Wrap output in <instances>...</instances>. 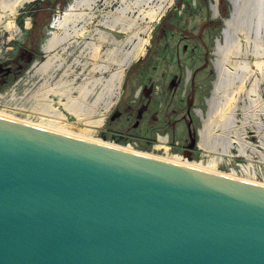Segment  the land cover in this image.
Masks as SVG:
<instances>
[{
    "label": "water",
    "instance_id": "1",
    "mask_svg": "<svg viewBox=\"0 0 264 264\" xmlns=\"http://www.w3.org/2000/svg\"><path fill=\"white\" fill-rule=\"evenodd\" d=\"M0 264H264V185L0 116Z\"/></svg>",
    "mask_w": 264,
    "mask_h": 264
},
{
    "label": "rangeland",
    "instance_id": "2",
    "mask_svg": "<svg viewBox=\"0 0 264 264\" xmlns=\"http://www.w3.org/2000/svg\"><path fill=\"white\" fill-rule=\"evenodd\" d=\"M67 1L72 3L74 0ZM24 4L30 6L32 2ZM118 4L119 0H97L89 10L93 16L85 24L86 31L82 35H77L68 44L69 53L66 54V59L70 60L71 72L67 78L72 79V84H77L90 75L106 77L115 68V65L110 64L106 70L93 71L91 66L97 58L78 53L83 42L88 40L96 42L95 29L108 30L118 40L126 37L127 32L111 29L98 21L102 12L111 11L107 9H112ZM230 8L229 0H173L157 19L149 22L147 31L138 33L147 37L143 52L136 58L130 57L125 63L112 104L106 110L99 107L91 116L92 119L101 117L99 125L79 121L70 114L62 105L65 96L49 92L47 97L50 98L52 106L64 114L62 119L70 131L79 133L80 130L88 128L87 135L97 140H104L102 138L104 137L109 139L107 141H113V138L118 136L116 143L119 145L130 144L139 150L157 155L169 154L183 161L193 160L201 166H206L208 159L213 156L216 170H223L237 177L249 176L253 180L264 181V162L260 160L257 152L264 151V148L260 144L255 126L247 124L241 126L242 111L238 106V100L233 103L241 127L238 126L245 130L244 139L252 143L256 150L253 149V152L248 150L247 157L238 152L234 140L230 142L229 154L226 155L205 151L199 145V130L202 127V119L207 117V98L215 77L214 48L216 41H221L223 20ZM54 10L57 14L56 8ZM1 13L4 14L2 18L6 22L11 20L12 23L19 24L22 20L16 13ZM129 14L134 16L138 13L129 11ZM27 19L26 17L24 20ZM137 20L139 27L147 23V18ZM48 29L46 25L39 37L35 59L42 58L39 44L44 41ZM21 32L23 33V30H14L13 33L16 34L12 40L13 44H18L23 37L19 36ZM108 35L111 37L110 33ZM109 46L111 44H101L99 53ZM128 46L129 44H125L123 48L128 49ZM16 52L15 49L10 50L7 47L0 54V59ZM74 57L78 58L77 63L72 62ZM246 58L250 62L254 60L251 55ZM61 72L62 70L54 77L52 75L50 81L57 78ZM256 74L259 75L255 72L254 75ZM20 75L16 78L7 77L5 85L0 89V114L11 119L37 123L41 115L28 109L26 95L37 87L42 77L29 66ZM252 77L253 75L249 80ZM249 80L245 88L249 87ZM259 93L264 96V83L259 85ZM69 94L77 95V91L72 89ZM93 95H88L87 99L90 100ZM239 97L246 99L247 96L240 93ZM259 116L264 121V116L261 114ZM187 126L190 127L193 137L192 147H189L192 158H188L183 152L191 143ZM230 136L233 137V134ZM144 141L148 142V147Z\"/></svg>",
    "mask_w": 264,
    "mask_h": 264
},
{
    "label": "bare ground",
    "instance_id": "3",
    "mask_svg": "<svg viewBox=\"0 0 264 264\" xmlns=\"http://www.w3.org/2000/svg\"><path fill=\"white\" fill-rule=\"evenodd\" d=\"M29 1L31 0H0L1 12L13 14L17 6ZM96 1L74 0L69 3L63 16L56 23L59 31H54L51 34L44 45V49L51 50L56 46L69 44L77 35H82L86 31L85 24L93 16V13L89 10ZM119 2L120 4L114 10L102 12L98 21L111 29L127 32L126 37L123 40H115L109 37V33L95 29L94 39L96 42L91 40L83 42L78 53L79 55H90L97 58L91 66L93 71L106 70L110 64L115 65V68L106 77L90 75L84 77L77 84H72V79L67 78V75L71 72L70 63H68L65 64L60 75L50 81L53 71L61 67L65 57L62 52L49 53L45 60L34 68V71L42 77L41 82L26 95L28 109L41 115L40 121L29 123V121L22 119L12 120L128 152L152 156L264 185L262 180H253L249 176L237 177L223 170H216L213 156L208 159L206 166H201L200 163L193 160L183 161L169 154L165 156L157 155L149 151L139 150L130 144L119 145L114 139L113 141H107L90 138L87 135L88 128L80 130L79 133L66 128L67 123L62 119L64 114L52 106L47 94L51 92L65 96L62 105L79 121L96 125L101 124V117L92 119L91 116L98 111L99 107L106 110L114 101L115 98H112L117 92L118 81L122 74L121 64L127 63L130 57L136 58L143 52L147 37L140 36L138 33L147 31L149 22L157 19L173 0H119ZM231 3V16L222 33L221 41L217 42L214 48L215 77L212 81L210 95L207 98V117L202 119V127L199 130V145L205 151L226 155L229 154L230 142L234 140L237 143L238 152L248 157L249 153L247 151L253 152L254 147L244 139L243 128L240 129V125L235 122L236 108L233 103L238 99L241 100L238 105L242 111L241 126L244 124L255 126L260 137V144L264 148V131H262L264 127H262L259 116V114L264 116V98H260L257 88L260 82L264 83V0H231ZM129 11H137L138 14L134 16L126 15ZM138 18H147L146 25L139 27ZM5 25L9 28L13 23L8 20ZM103 43L111 44V46L104 49L100 54L99 46ZM125 44H129L128 49L123 48ZM248 55L254 57L252 62L246 58ZM72 62L77 63L78 58L74 57ZM255 72L259 75H254ZM251 75L254 78L249 80ZM248 80L250 85L247 90V98H239V94L245 91V84ZM96 88L97 90H95ZM72 89L77 91V95L70 96L69 93ZM251 93L252 97H250ZM90 94L94 95L88 100L87 97ZM0 116L7 118L2 114ZM9 119L11 118L9 117ZM230 134H233V137ZM257 152L260 160L264 162V151L257 150Z\"/></svg>",
    "mask_w": 264,
    "mask_h": 264
},
{
    "label": "flooded vegetation",
    "instance_id": "4",
    "mask_svg": "<svg viewBox=\"0 0 264 264\" xmlns=\"http://www.w3.org/2000/svg\"><path fill=\"white\" fill-rule=\"evenodd\" d=\"M29 2H32L30 6H25V4L23 3L17 6L14 11V13H16L22 19L19 24L13 23L11 27L7 28L5 25L6 21L4 18H2L4 14H1L0 16V54L2 53V51L6 50L7 47L10 50L15 49L17 51L16 54H12L10 56L5 55L4 58L0 59V75H1L0 76V89L5 85V80L7 77H10V78L19 77L21 72L28 66L30 69H34L35 66H37L39 63L45 60L46 56L49 53L51 54L53 52H57V53L62 52V54H64V57H65L61 67L57 68L54 71L55 75H53V77L58 75L59 72L64 68L65 64H68L70 61L66 59V54L69 53L67 43L56 46L52 48L51 50L44 49V45L47 42L48 38L51 36V34L54 31H59V28L56 26V23L58 22L59 19H61L64 11L68 8L69 2L67 0H31ZM55 8H56V11L58 12L57 14H55V10H54ZM0 13H1V8H0ZM126 14L129 15V12H127ZM26 17L28 19L25 21L24 19ZM46 25L49 27L47 31V35L44 37V41L39 44L42 58L35 59L38 40L41 34L43 33V28ZM16 29L23 30V33L21 32V34L19 35L23 37H21L18 44L15 45L12 43V40H14L15 38L14 34L16 33H13V32ZM110 36L114 38L115 40H118V38L115 37L111 32H110ZM253 78L254 76L252 77V79ZM261 83L262 82L258 84V87H257L258 92H259V85ZM248 89L249 87L245 88V91L242 92L246 96H247ZM250 97H252V93ZM260 98H264V96L260 95ZM240 101L241 100L238 99L239 104H240ZM235 122L239 123V119L236 116V112H235ZM187 131H188L189 139L191 141L193 137L190 133L189 126H187ZM189 144L187 145V147L189 150H191V148H189L190 147Z\"/></svg>",
    "mask_w": 264,
    "mask_h": 264
},
{
    "label": "trees",
    "instance_id": "5",
    "mask_svg": "<svg viewBox=\"0 0 264 264\" xmlns=\"http://www.w3.org/2000/svg\"><path fill=\"white\" fill-rule=\"evenodd\" d=\"M122 142H124V140Z\"/></svg>",
    "mask_w": 264,
    "mask_h": 264
}]
</instances>
